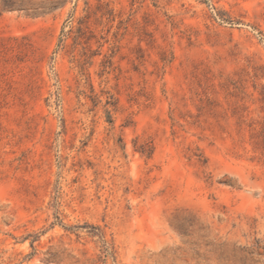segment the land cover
Returning <instances> with one entry per match:
<instances>
[{
  "label": "rangeland",
  "instance_id": "374dc122",
  "mask_svg": "<svg viewBox=\"0 0 264 264\" xmlns=\"http://www.w3.org/2000/svg\"><path fill=\"white\" fill-rule=\"evenodd\" d=\"M0 264H264V0H0Z\"/></svg>",
  "mask_w": 264,
  "mask_h": 264
},
{
  "label": "trees",
  "instance_id": "16d2710c",
  "mask_svg": "<svg viewBox=\"0 0 264 264\" xmlns=\"http://www.w3.org/2000/svg\"><path fill=\"white\" fill-rule=\"evenodd\" d=\"M4 5H5V7H8V8L13 7L12 2H4Z\"/></svg>",
  "mask_w": 264,
  "mask_h": 264
}]
</instances>
